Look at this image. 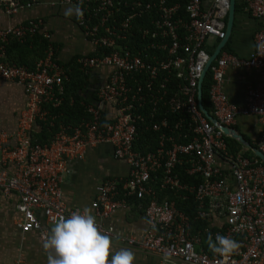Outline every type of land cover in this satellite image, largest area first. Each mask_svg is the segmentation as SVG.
Listing matches in <instances>:
<instances>
[{
  "label": "built area",
  "instance_id": "obj_1",
  "mask_svg": "<svg viewBox=\"0 0 264 264\" xmlns=\"http://www.w3.org/2000/svg\"><path fill=\"white\" fill-rule=\"evenodd\" d=\"M37 1L0 0V8L11 16L32 8ZM59 4H80L83 15L77 18L78 26L95 50H104L99 56L80 57L81 70L89 74L107 67L110 73L105 85H92L97 103L85 106L89 119L73 127L60 124L49 144H33L31 131L36 123L53 125L56 116L46 107L56 108L64 101L68 69L51 60L28 71L5 61L9 40L33 34L40 21L0 29V78L16 80L28 99L14 146L0 130V193L18 196L22 213L18 228L23 233L39 230L37 213L53 226L61 216L79 210L68 209L62 199L66 161L82 159L89 145L107 143L113 147L115 159L126 161L129 174L123 181H102L90 205L94 215L107 219L135 197L147 201L142 210L149 228L138 240L115 234L97 221L103 232L158 257L156 264H264V163L255 155L246 156L245 148L230 152L226 141L230 137L223 132L237 117H257L261 132L254 147L264 155V86L249 89L250 100L244 106L230 104L222 91L227 67H264V0H244L245 11L261 23L254 33L253 53L242 58L222 49L208 68L212 110L207 113L215 123L200 110L197 87L211 55L209 39L220 41L225 36L229 0H211L208 6L202 0H59ZM151 11L156 16L137 28L142 47L132 52L121 42L130 31L135 38V20ZM101 103L114 105L111 120L102 118ZM171 115L177 117L172 124ZM145 133L157 134L153 151L136 149ZM177 166L200 183L182 182L174 171ZM163 191L174 192L183 200L192 196L194 220L205 221L207 227L191 233V219L173 201H157ZM209 233L213 238L217 233L227 235L240 248L227 259L214 255L202 248V236ZM166 254L168 262L164 261Z\"/></svg>",
  "mask_w": 264,
  "mask_h": 264
},
{
  "label": "crops",
  "instance_id": "obj_2",
  "mask_svg": "<svg viewBox=\"0 0 264 264\" xmlns=\"http://www.w3.org/2000/svg\"><path fill=\"white\" fill-rule=\"evenodd\" d=\"M210 2L211 0H202L204 6H208ZM70 6L60 5L59 0H38L32 8L11 16L6 15L0 8V29L14 27L30 20L40 21L41 25L36 31L46 37L47 45L45 54L38 58L35 65L52 60L66 66L76 57L90 56L95 52L93 45L78 26L76 16H64L65 9ZM227 20L228 12L224 18V28ZM232 24L231 33L224 45V47L228 45L226 52L248 58L254 51V33L260 29L261 23L245 11L244 5L237 11L235 5ZM219 43L217 39H209L207 51L212 54ZM26 69L32 71L27 67ZM109 73L110 69L107 67L93 70L89 73L91 84L97 87L105 85ZM259 86H264V67L225 69L222 91L230 104L244 106L250 100L248 90ZM27 101L22 85L16 80L0 78V130L9 135V145L14 146L16 143L14 135L18 121L27 107ZM100 111L105 121L111 120L115 115L114 105L107 103H101ZM230 128L236 130L253 146L261 132V126L255 116L237 117ZM40 131L41 126L38 122L32 127L31 136L39 137ZM239 145L240 149L244 147ZM9 169L13 171L14 166H9ZM128 174V164L124 160L114 158L113 147L110 144L89 145L82 159L73 158L66 161V171L61 181L63 202L68 209L82 210L87 206L92 210L90 205L102 181L111 178L123 181ZM130 200L125 208L118 209L107 219H96L115 234L139 240L147 234L149 227L143 216L142 204L138 200L136 202ZM92 212L94 214L93 210ZM37 217L41 222L40 229L23 233L17 226L22 220L18 196L15 193L8 195L0 193V264H14L17 260H22L23 264H47V253L43 243L52 225L45 222L41 213H37ZM42 234L45 235L44 238H41ZM113 246L116 250L121 247L132 249L136 257L134 264L159 262L158 257L117 239H113Z\"/></svg>",
  "mask_w": 264,
  "mask_h": 264
},
{
  "label": "trees",
  "instance_id": "obj_3",
  "mask_svg": "<svg viewBox=\"0 0 264 264\" xmlns=\"http://www.w3.org/2000/svg\"><path fill=\"white\" fill-rule=\"evenodd\" d=\"M236 11L239 10L244 5V0H236ZM183 13V12H182ZM181 13V14H182ZM155 12L151 11L150 14L143 15L142 18L135 20V29H133V34L135 38L131 36V31L127 34V40L121 42V44H127L128 48L131 49L132 52L138 51L137 48L142 47V42H144L141 37L140 33L137 32L138 27H145L148 25L149 17H155ZM32 21V20H30ZM27 21L26 23H28ZM36 22V20H33ZM24 23V24H26ZM41 25V24H40ZM40 27V26H39ZM47 45V39L44 37L40 32L35 31L33 34L27 33L21 40L16 38L10 39L8 44L6 45V62H9L14 65L18 66H26L29 70L36 69L37 65L35 62L38 61V58H42L43 54H45V48ZM228 50V45L223 48V51ZM103 49L98 48L96 49L91 57L99 56ZM84 56H79L74 58L70 63L66 65L67 71V80L64 81V101L61 103L59 107L53 108L52 106H47V110L49 111L50 115L56 116L53 121V125L50 127L47 123L40 122L39 125L41 126V131L39 133V137L34 138L31 136V142L33 144H49L53 139L56 132L59 130V125L62 126H76L81 121L89 119V115L86 113L85 106L89 104H96L97 97L94 89L92 88L91 80L89 78L88 73H84L78 64V59ZM211 85V72L208 70L206 73L203 83H202V104L206 111L209 113L212 110L211 101L209 98V87ZM72 99V102H71ZM169 122L172 124L176 121V116H169ZM184 130V129H183ZM33 133V132H32ZM157 134L155 133H145L140 137V140L137 142L136 149H139L143 152L153 151L157 145ZM226 141L228 142V149L230 152H239L240 145L238 142L231 138H227ZM138 147V148H137ZM246 156H254L252 152L246 151L244 152ZM264 166V164H263ZM175 173L178 175L180 180L185 183H200V180L194 179L192 177H188L182 167L177 166L175 168ZM192 181V182H189ZM176 194V193H175ZM174 192L171 191H163L158 193L157 201L161 202L163 199H167L169 201H173L176 209L186 216H188L192 222H190V231L191 233L202 232L207 224L205 221L200 219L194 220L196 217V206L193 202L192 196L188 195V198L183 200ZM131 199V200H130ZM128 200L136 202L135 197H130ZM139 203L142 204L144 207L146 204V200L140 201ZM202 248L208 249V244L206 243L207 236H202Z\"/></svg>",
  "mask_w": 264,
  "mask_h": 264
},
{
  "label": "clouds",
  "instance_id": "obj_4",
  "mask_svg": "<svg viewBox=\"0 0 264 264\" xmlns=\"http://www.w3.org/2000/svg\"><path fill=\"white\" fill-rule=\"evenodd\" d=\"M73 15L82 18L80 4L65 9V17ZM206 243L214 255L224 259L240 248L236 240L219 233L214 238L209 233ZM43 248L47 253V264H134L136 259L132 249H114L113 237L101 230L87 206L67 217L61 216L46 236ZM169 259V254H166L164 261L168 262Z\"/></svg>",
  "mask_w": 264,
  "mask_h": 264
},
{
  "label": "water",
  "instance_id": "obj_5",
  "mask_svg": "<svg viewBox=\"0 0 264 264\" xmlns=\"http://www.w3.org/2000/svg\"><path fill=\"white\" fill-rule=\"evenodd\" d=\"M235 4H236V0H229L228 20H227V25L225 28V36L222 40H220V43L216 46L214 52L210 55L207 63L205 64V67L202 71L201 77L199 79L198 87H197V101L199 104V108L204 113V115L208 118V120H210L212 123H215V119L207 113V111L205 110V108L203 107V104H202V83H203L204 77L208 71L210 64L214 61L216 56L223 49V47H224V45H225V43H226V41H227V39L231 33L232 26H233L232 19H233L234 12H235ZM223 132H224V134L233 138L239 144L244 146V148L247 149V151L252 152L253 155L258 157L264 163V155L260 151H258L257 148H255L253 145H251L247 140H245L242 137V135H240L236 130L229 128V127L228 128L223 127Z\"/></svg>",
  "mask_w": 264,
  "mask_h": 264
},
{
  "label": "flooded vegetation",
  "instance_id": "obj_6",
  "mask_svg": "<svg viewBox=\"0 0 264 264\" xmlns=\"http://www.w3.org/2000/svg\"><path fill=\"white\" fill-rule=\"evenodd\" d=\"M230 128V127H229ZM244 148V147H243Z\"/></svg>",
  "mask_w": 264,
  "mask_h": 264
}]
</instances>
